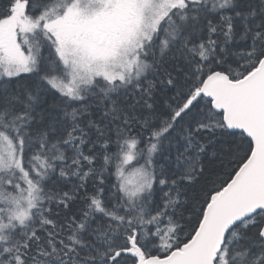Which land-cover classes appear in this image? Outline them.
<instances>
[{"label": "snow or ice", "instance_id": "6c2138e0", "mask_svg": "<svg viewBox=\"0 0 264 264\" xmlns=\"http://www.w3.org/2000/svg\"><path fill=\"white\" fill-rule=\"evenodd\" d=\"M0 264H264V0H0Z\"/></svg>", "mask_w": 264, "mask_h": 264}]
</instances>
